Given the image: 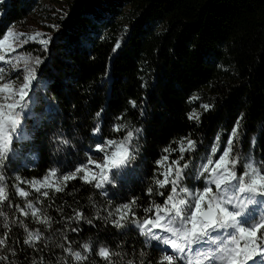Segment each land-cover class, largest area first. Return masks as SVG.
Here are the masks:
<instances>
[{
	"label": "trees",
	"instance_id": "trees-1",
	"mask_svg": "<svg viewBox=\"0 0 264 264\" xmlns=\"http://www.w3.org/2000/svg\"><path fill=\"white\" fill-rule=\"evenodd\" d=\"M28 4L10 0L4 22L23 16ZM122 5H129L124 19H120ZM58 21L50 54L38 49L37 44L30 45V49L41 52L47 58L48 68L55 69L50 72L52 79L44 87L43 96L44 99L55 96L59 102L60 114L64 115L61 125H69L63 127L64 132L69 133L70 129L82 134L87 130L93 134V113L99 111L105 99V118L110 120L105 119L103 126L123 115L122 122L126 119L130 126L144 127L146 137L138 138L134 144L142 143L147 161L144 160L145 170L136 178L142 177L153 187L155 161L165 155L164 148L177 149L169 156L170 160L177 159V145L186 137L197 141V149L202 150L213 132L220 128L222 133L229 125L232 128L241 114L240 129L244 135L260 125L257 144L264 157V0H69L65 14ZM117 40L121 41V47L113 52ZM105 92L110 97H103ZM194 96L199 99L191 100ZM130 101H135V108ZM202 104L213 107L205 111ZM193 110L200 114L199 121L188 119ZM54 126L29 128L27 149L16 147L25 155L27 151L40 153L35 161L28 160V165L16 163L9 168L6 183L13 204L18 198L13 187L16 176L32 181L57 164L48 158L46 151L51 148L48 135L61 131L53 129ZM113 134L111 139L123 136L121 132ZM241 143L245 144L244 139ZM21 185L24 186L23 181ZM62 187V192L47 188V198L35 191L37 196L33 198L52 217L51 228H38L48 239L27 246L23 244L25 233L19 229L13 231L10 246L13 245L11 249L17 255L8 250L0 252L8 257L0 264L9 261L31 264L33 260L37 264L41 261L59 264V257L70 258L57 245L82 251L80 245L86 242L93 246L86 264H105L95 254L98 244L122 253L123 258L113 257L114 264H127L129 259H135L138 264L140 251H145L155 264V249L147 251L132 231L118 232L111 219H104L117 205L109 196L79 177ZM124 192L127 202L132 197L138 199L134 210L141 218L145 215L143 207L151 199L163 202L162 197H149L144 186ZM77 210L85 214L84 221L68 219ZM14 212V217L23 220ZM29 214L33 223L28 218H24V223L30 230H37L33 227L35 219ZM87 219L92 220L91 225ZM76 227L80 229L78 232L71 231Z\"/></svg>",
	"mask_w": 264,
	"mask_h": 264
},
{
	"label": "snow or ice",
	"instance_id": "snow-or-ice-1",
	"mask_svg": "<svg viewBox=\"0 0 264 264\" xmlns=\"http://www.w3.org/2000/svg\"><path fill=\"white\" fill-rule=\"evenodd\" d=\"M53 39L40 32H15L11 26H6V30L0 33V63L7 66L0 67V206L7 204L9 208L15 207L25 217L30 212L37 223L47 228H51L53 222L48 210L37 208L31 200H27L23 207L14 205L9 197L6 180L7 169L19 155L15 145L29 139L24 121L34 102L35 91L46 88L52 79L50 72L55 71L48 68L46 57L32 55L23 49L32 42L50 54ZM120 47L121 41L117 40L113 52ZM21 75L22 83L17 87L12 77L19 79ZM190 99L197 100L199 97ZM129 103L136 106L135 101ZM201 107L209 111L213 105L202 104ZM103 112L104 109H101L96 113L97 122L92 129L95 147L90 149L102 155L94 159L86 152L87 162L79 163L67 174L50 168L42 180L34 178L24 183H30L45 198L49 197V192H41L42 188L53 187L56 192L64 191V187L50 184L49 177L59 176L65 186L68 181L79 177L84 183L93 184L102 190V194H106L103 192L106 187H116L118 174L136 159L139 145L134 144V141L142 129L120 122L123 120L121 115L115 118L117 122L111 125V131L123 132L122 138H105ZM188 119L199 121L200 114L193 110L188 114ZM242 120L243 114L236 119L226 143L222 134L217 133L210 152L206 149L199 163L194 159H185V153L194 154L197 151V141L193 139H180L177 159H169L170 154L177 149L171 146L164 148L165 155L155 161L157 171L152 180L154 187L146 189L149 197H162L163 202L151 199L149 205L143 207L145 215L141 218L134 210L138 206V199L132 197L129 202L116 205L114 211L109 210L104 219H111L112 226L118 229L134 226L144 238L145 247L161 252L155 264H264V158L256 160L253 151L234 153V145L240 139ZM257 142L258 138L253 137V150ZM60 143L68 145L70 141L60 139ZM90 165H94L98 171H93ZM15 179L21 181L20 176ZM13 187L17 196L28 197L29 193L19 184ZM168 188L170 190L165 195L163 190ZM0 218V226L5 229L3 237H0V250L6 249L13 256L17 255L15 250L7 248L10 225L17 223L26 233L24 245L32 246L44 239L41 230H29L23 221L10 220L2 210ZM96 218H100L99 214ZM68 219L81 222L86 217L83 211L77 210ZM87 223L91 225L92 220L87 219ZM79 230L78 227L71 229L73 232ZM64 239L67 240V237ZM57 246L70 258L59 257V264H86L93 248L89 242L80 245L82 251L63 244ZM95 254L105 264H114L113 257L123 258L121 252L113 251L105 244L97 246ZM6 260L8 257L0 254V261ZM9 264L15 262L9 261ZM31 264H37V261L33 260ZM127 264H137V261L129 259ZM138 264H152L145 251L139 252Z\"/></svg>",
	"mask_w": 264,
	"mask_h": 264
},
{
	"label": "rangeland",
	"instance_id": "rangeland-1",
	"mask_svg": "<svg viewBox=\"0 0 264 264\" xmlns=\"http://www.w3.org/2000/svg\"><path fill=\"white\" fill-rule=\"evenodd\" d=\"M22 1H26L27 3H29L28 4V10L24 11V15L16 17L15 19H13L10 22H4V18L7 14V7L9 6L10 0H0V33H2L3 31L6 30V26H11L15 32L26 33V34H32L34 32H40V33L46 34V36L52 37L54 31L57 29V27L59 25L58 19L61 18L62 15L65 14V11L68 8V1L69 0H22ZM120 10L122 11L120 14V17H121L120 19H124L123 16L129 10V5H122V7H120ZM119 23L124 24L123 20H120ZM105 34H106V32H105ZM108 34H109V36L111 35L110 33L107 32L106 35H108ZM35 44L36 43L30 42L28 45L25 46L23 51L30 52V53H32V55L42 56L41 52H37V51L35 52V50L30 49V45H35ZM38 49H41V48L39 47ZM0 67H7V66L0 63ZM104 76L107 79L106 73ZM12 78L15 79L16 86L19 87V85L22 83V75L20 76L19 79H16L15 76H13ZM108 82H109V77H108ZM43 94H44V87H41L37 91H35L34 102L30 105V111H29L28 115L26 116V119L24 121V125H25V128L28 130L29 136H30L29 128L37 127L39 125H46V124L52 125V126L55 125L53 129H61V131L59 133L48 135L49 146L51 144V148L50 149L46 148L47 149L46 151H48L47 156H48V158L51 157L52 159H54V161H57V164L55 166H52L51 168L59 169L61 174H67L68 172L74 170L75 167L79 163H81V162L86 163L87 162V156L85 155L86 152L89 155H92L94 159H96L98 155H102V154H97L95 151L91 152L88 149L90 147H92V148L95 147V144H94L95 137L93 136V134L88 133L87 130L82 132V134H80V133L76 134L75 132L71 131L70 129H69V131H70L69 133H66V131L64 132L63 127L68 128L69 125H67V123H66V125H61L62 124L61 119L64 115H63V113L60 114L61 108H60L59 102L57 101L55 96H52V98L48 96V99H44L45 96H43ZM103 97H110V96L107 94V92H105V96H103ZM104 100L102 101L101 105L98 107L99 111L101 109L106 108L107 103ZM129 107H132V106L130 105ZM97 112L98 111L93 113L92 121L94 124L97 122L96 121V113ZM43 115L45 116V118L43 117ZM68 115L69 114H66L67 117H68ZM58 116H59V121L57 119ZM105 116H106V114L103 112V120H102V127L104 128L103 129V135L105 138L111 139V136L114 135L113 134L114 132L111 131V125L113 123H116L117 121L115 120V121L111 122L109 125L106 126L104 124V126H103L104 120L108 119V118H105ZM32 117H33V119H32ZM108 120H110V119H108ZM27 121H30V122L27 124ZM123 122L128 123V120L125 119V121H123ZM130 127L142 129V133L139 135L138 138H140V137L145 138L146 137L145 129L142 125L137 124V125H133ZM260 128H261L260 125L257 124L255 127V130H251V131L247 132L245 135H244V131H242L243 129H240L239 130L240 131V139L236 141L237 146L234 147V153L235 152L249 153L250 151H253L256 160L259 161L262 158H264L259 153L260 151L258 150L259 149L258 144H256L254 150H253L252 144H251L253 137H256V138L258 137V131ZM219 129H217L215 132H213L211 134L209 141L206 143L207 147L204 146V148L202 150L197 149V151L194 154H192V153L190 155L186 154L185 159L186 160L187 159H194V160H196L197 163H199L200 158L205 155L206 149H207V151L210 152L211 143L214 142L216 134L220 133ZM231 129H232L231 125H229L221 133L223 136L224 142L227 140V135L230 134ZM121 134L124 135L123 132H121ZM243 135H244V137H243ZM80 138H82V139H80ZM60 139H68L70 141V144L63 145L60 143ZM243 139H244V143H245L244 145H243V143H241V141ZM28 141H29V139L22 141L20 143H17L15 145V147H18L20 150L25 151V149H27L26 143ZM134 143H135V141H134ZM137 144L139 145V150L136 153V159L134 161H132L127 168L123 169L120 174H118L117 186L114 188L111 186H108V187H106V189L103 190V192L106 193L105 195L110 197L108 199L115 201L117 203V205L127 202V196L125 195V192H124L125 190H127L129 188L132 189L133 187L135 188L138 185L144 186L145 190H146L149 186H151V185L146 184V182H144L145 179H143L142 177L136 178V176L138 174H140V172L145 170L146 164H144V162H145L144 160L147 161V158L144 159V157H143L144 151L142 150V143L139 142ZM186 144H187V141H186ZM79 150H80V152H79ZM39 153L40 152L38 150H37V152H35V151L34 152L33 151L28 152L27 151L26 154L28 155V157H27V155H25V153H19L18 157L13 161V163L9 166V168L15 166L16 163H19L20 165H23V164L28 165L29 164L28 160L31 159V162L35 161V158H37ZM73 161H75V162H73ZM182 163H183V161H182ZM90 167L92 168L93 171H98V169H96L94 165H90ZM9 168L7 169V173L9 172ZM241 170H242V166H241ZM45 174H42L40 176L38 175V177L36 179L42 180V178L45 176ZM22 181H23V183L24 182H30L29 179H24L22 177H21V181L15 182V180H14L13 182H14V185L19 184V186L22 187L25 191H27L29 193V195H28V197H19L16 195L15 188H14V194L16 197H18L16 199L15 204H19L21 207H23L27 200H31L37 208H41L42 204L37 203V201H34V199H33L34 197L37 196L35 193V190H32L33 188L31 187L30 183H24V186L27 185L26 187L21 185ZM49 183L52 185H55V186H63V184L65 182L59 176H57V177H49ZM192 183H195V181H193ZM37 186H39V185H37ZM51 188L52 187H49V189H51ZM46 189L47 188H42L41 191L42 192L46 191ZM169 189L170 188L163 190V191H165V194L167 193V191ZM100 191H102V190H100ZM0 210L7 213L10 220H17V221H23L24 222V218L25 219L28 218V222L33 223L32 218H29L30 214L27 217L22 216V215H20L19 211L16 210L15 207L9 208L7 206V204H5L2 208H0ZM14 210H16V212H18V214L20 215V217L23 220H18L17 217H14V213H15ZM0 221H2V218H0ZM34 225L35 226H33V227H35V229H38L40 227H44L46 229H49L46 226H43V224L37 223L36 221H35ZM10 228H11V231H10L9 236L7 238V248L11 249V247L13 248V245L10 246V244L12 243V238L14 236L13 231L19 229L20 231H23V233H25V232H24L23 228L19 225V223L14 224V225H10ZM116 229L118 232L123 231V230L132 231L133 232L132 234H135L144 244V238L139 235L138 230L134 226H131V227L125 228V229H118V228H116ZM4 231H5V229H3L2 226H0V237H3ZM33 231H35V230H33ZM48 231H50V230H48ZM25 235H26V233H25ZM45 239H48V238L44 237L43 240H45ZM99 245L100 244H98V246ZM27 246H29V245H27ZM145 249L147 251L153 250V248H150V247H145ZM4 251H7V250L6 249L0 250V252H4ZM154 251L156 252L155 260L157 261L161 255L160 254L161 252L157 251V250H154Z\"/></svg>",
	"mask_w": 264,
	"mask_h": 264
}]
</instances>
